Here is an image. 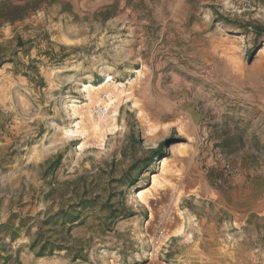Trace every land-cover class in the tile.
Returning <instances> with one entry per match:
<instances>
[{
	"label": "rangeland",
	"instance_id": "1",
	"mask_svg": "<svg viewBox=\"0 0 264 264\" xmlns=\"http://www.w3.org/2000/svg\"><path fill=\"white\" fill-rule=\"evenodd\" d=\"M216 12L264 24V0H0V223L32 224L0 249L23 264H264V43ZM109 77L118 105L98 114L113 130L103 142L90 130L80 149L64 131L98 117ZM79 178L108 204L111 231L87 209L72 232L93 237L87 261L36 256L31 217L67 208L74 191L47 197L48 181ZM180 216L185 233L162 242Z\"/></svg>",
	"mask_w": 264,
	"mask_h": 264
},
{
	"label": "trees",
	"instance_id": "2",
	"mask_svg": "<svg viewBox=\"0 0 264 264\" xmlns=\"http://www.w3.org/2000/svg\"><path fill=\"white\" fill-rule=\"evenodd\" d=\"M221 21L236 26L244 31H248L254 36L255 47L260 43H264V24L256 21H232L231 19L215 13ZM168 142L164 141L159 144L158 148L150 151V157L148 162H154L157 157H160L164 153V148ZM59 162V160H58ZM83 178H79L75 181L60 182L57 180L48 181L51 191L48 196H54L56 190L64 185H73L74 191L71 197L72 203H69L67 208L61 207L58 210L52 207L44 212V218L39 220L40 214L35 217H31V222L35 224L36 231L31 234L30 249L38 257L53 256L65 251L71 258L72 262L87 261L88 252L90 247V241L93 239L91 236L88 239V243L85 240L76 238L72 232L75 228L86 224L89 215H84L83 212L87 209H92L102 213V223L100 224V232L111 231L109 219H111L110 212L108 210V204L100 202L101 195H94L89 197L88 191L79 192L81 182ZM53 201H58V198L53 197ZM16 213H13L6 223H0V237L3 235H9L11 241H15L19 237V233L26 228L29 231L32 227L24 224V220L15 221ZM0 264H23L17 254L13 253V250L9 245H3L0 249Z\"/></svg>",
	"mask_w": 264,
	"mask_h": 264
},
{
	"label": "bare ground",
	"instance_id": "3",
	"mask_svg": "<svg viewBox=\"0 0 264 264\" xmlns=\"http://www.w3.org/2000/svg\"><path fill=\"white\" fill-rule=\"evenodd\" d=\"M111 81H112V79L109 77L107 82L102 86V87H107V90H106L107 91V95H106V98L100 97L98 99L97 105H98V108H99L98 109L99 112H96L97 114L100 113V111H102V113H106L107 109L116 108V106L118 105V101H119L118 97H116L111 92V90H112ZM110 88H111V90H110ZM89 89L90 88L88 86H84V90H89ZM133 103H134L133 104L134 107L138 108V112H137L138 115L140 117H142L144 111H143L142 108L139 107L138 101L135 100ZM69 108H71V110L73 112V115H77L78 114L79 111H78V109L76 107L71 106ZM92 113L93 112H90V114L88 115V117L85 120L84 119L83 120H79V122H77L74 126L66 128L65 131H64V138L65 139H73V138H76V137H80V138L84 139L82 144H80L81 145L80 149L84 148V146L86 144V135L88 134V132L90 130L92 132V137H94L97 141H100V142H103V140L105 139V135H106V133L108 131L113 130L114 126L112 127V125L110 123H107V122L101 120L100 114H98L97 115L98 117L95 118ZM80 117L82 119L84 116L81 114ZM152 124L156 126V124H154V123H152ZM154 129L156 131V128H154ZM154 129H153V127H151V130H154ZM179 130H180L181 133H183L184 130H185V125L181 124L179 126ZM176 151L179 152V153H186L188 151V148H187V146L185 144H179V146H177V148H176ZM170 161L167 160V161H165L162 164L161 173H164V172L166 173L168 168H173L175 166L172 162L170 163ZM176 168L179 169L178 165L176 166ZM174 172H175V170H174ZM152 183H153V188L157 187L159 185L158 176H155L153 178ZM180 195H181L180 192L176 193V195H175V201L176 202L179 199ZM149 196H150V191L149 190H143V191L139 192V194H138V198L143 203H146L147 198ZM180 218H181V216H180ZM184 233H185V225H184V222H183V219H182V220H179L178 222H176L174 224H171V228H169L168 232L165 233V234L163 233L164 235H163V238H162V242L166 241L170 236H180V235H183ZM159 246H160L159 243L155 245V252H153L154 255L155 254L157 255V251L159 249Z\"/></svg>",
	"mask_w": 264,
	"mask_h": 264
},
{
	"label": "crops",
	"instance_id": "4",
	"mask_svg": "<svg viewBox=\"0 0 264 264\" xmlns=\"http://www.w3.org/2000/svg\"><path fill=\"white\" fill-rule=\"evenodd\" d=\"M135 264H164V263H157L156 261H151V260H146V261H141V262H137Z\"/></svg>",
	"mask_w": 264,
	"mask_h": 264
}]
</instances>
